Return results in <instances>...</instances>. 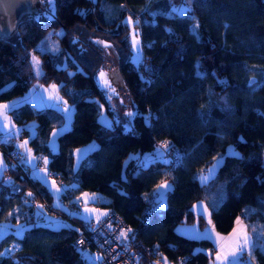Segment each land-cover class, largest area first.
I'll return each mask as SVG.
<instances>
[{
	"label": "trees",
	"instance_id": "16d2710c",
	"mask_svg": "<svg viewBox=\"0 0 264 264\" xmlns=\"http://www.w3.org/2000/svg\"><path fill=\"white\" fill-rule=\"evenodd\" d=\"M39 1L36 14L0 36V100L35 81L54 82L73 106L71 125L57 133L53 149L50 134L64 113L49 104L34 107L32 126H22L16 136H27L34 155L45 156L73 195L99 192L95 201L115 209L161 255L176 260L188 254L186 264H207L210 239L177 230L181 222L205 223L204 214L192 208L203 199L221 232L231 229L241 210L247 227L257 223L263 245L256 241L252 253L256 264H264V0H54V12ZM132 25L140 37L139 60L131 57ZM94 36L117 50L116 67L134 104L130 122L113 118L108 124L98 117L101 106L113 112L95 79L103 54ZM53 41L58 47L50 49ZM91 140L96 145L74 166V148ZM162 141L181 148L178 161L155 156L144 162V152ZM229 143L238 153H225ZM220 153L214 174L200 180L198 174ZM3 157L0 221L10 217L8 222L25 225L20 233L9 229L0 235V264H99L94 255H80L74 223L43 222L20 197L36 187L60 208L46 183L28 180ZM4 174L20 182L21 191H9ZM13 240L21 246L4 253Z\"/></svg>",
	"mask_w": 264,
	"mask_h": 264
},
{
	"label": "built area",
	"instance_id": "2783aa9c",
	"mask_svg": "<svg viewBox=\"0 0 264 264\" xmlns=\"http://www.w3.org/2000/svg\"><path fill=\"white\" fill-rule=\"evenodd\" d=\"M158 145L162 148L164 158L169 159L171 163L178 161L181 148L177 144L171 141H162ZM164 146L166 147L164 148ZM0 153L8 156L27 179L32 181L35 176L32 175L27 165L25 155L16 147L11 137H4L2 130H0ZM43 157L40 153L35 154V164L42 166ZM47 172L48 176L55 178L58 198L61 201L58 206L61 209L53 206L36 187H33L32 192L23 191L20 197L35 208L34 210L37 211L39 218H43L46 213H54L60 218L74 223L77 227V233L73 238V243L79 250L80 255H94L99 264H162L159 247L155 243L146 244L143 242L135 230L115 209L104 208L99 216L81 214L80 210L86 206L84 201L72 194L71 187L65 185L53 169L48 168ZM2 182L8 187L9 191L18 192L22 189V184L10 174H4ZM167 193L168 190H164V194L167 195ZM152 197L153 195L150 196V199ZM91 202L89 207L92 209L101 207L95 200ZM28 211L27 209L19 211L15 216L18 218ZM244 217L245 212L241 210L238 218L243 219ZM6 219L10 221L11 218L7 217ZM20 246V242L13 240L6 245L3 252L15 250ZM186 257H188V254L179 256L176 259V264H186Z\"/></svg>",
	"mask_w": 264,
	"mask_h": 264
},
{
	"label": "rangeland",
	"instance_id": "374dc122",
	"mask_svg": "<svg viewBox=\"0 0 264 264\" xmlns=\"http://www.w3.org/2000/svg\"><path fill=\"white\" fill-rule=\"evenodd\" d=\"M44 1L45 5H48L49 7H52L48 3V0H42ZM39 8L41 6V1H38ZM182 6H180L179 10H182ZM39 11V10H38ZM189 11V10H188ZM191 12V11H189ZM128 19V18H127ZM130 39H131V44H132V55L131 57L134 60H139L141 58V43H140V37L139 34L134 28V26H131L130 30ZM93 41L97 43L101 49H102V54H103V61L102 64L100 65L99 69L95 73V79L97 84L101 87L103 90L105 97L107 99L109 107H111L113 115L109 114L106 112L103 106H101V110L99 112V119L105 123L110 124L114 119L122 121V122H130V116L129 113L132 114L134 111V104L129 97L128 93L124 89L123 84L121 83L119 78H115L114 80L112 79L111 76L113 74H116V65L118 63V53L117 50L115 49V46L113 43L107 39L94 36L92 37ZM138 41L137 44H133V40ZM58 47L57 41H53V43L50 44V49H54L55 47ZM31 61L33 64V69L36 74H39L41 72V67L39 63V56L36 53H31ZM101 73L104 75L102 76ZM116 76V75H115ZM41 83H38V81H35L34 84H32L28 89H26L23 93L19 95H15L9 99L6 100H0V117L5 120L7 118L6 114H9L8 112L3 113V107L6 106L7 103L10 102V100H14L15 98H20L21 96L24 97H30L35 101L37 104H47L50 103L53 106L58 107L61 109L64 113V121L56 126L54 129H52L50 138H49V144L53 149L58 148V142H57V133L68 128L71 125V118H72V111H73V106L71 103L67 102L61 94H59L57 91L55 92V83L54 82H49L47 84H44L45 89H37L36 86H39ZM15 131V130H14ZM16 144L18 148L23 152L25 155V159L31 164V168L33 171L31 173H36L39 172L40 174H45L46 176L48 175V166L46 163V158L45 156L42 158L43 165L39 166L35 164V155L30 149V146L28 144V139L27 136H22V137H17L15 139ZM96 145L95 140H91L85 145L77 146L74 148V166L78 164L79 159L81 156L90 148L94 147ZM166 146H164L165 148ZM225 153H238V150L233 146V144L229 143L226 145L225 148ZM224 153H220L216 155L213 160L208 164L207 168L203 171H201L198 174V177L200 180H206L209 176L214 174L216 171V168L218 164L222 161ZM144 162H148L151 158L155 156H162V148L160 145L156 144L154 149L151 151H145L143 154ZM6 165V161L0 153V172L2 170V167ZM30 168V167H29ZM30 168V171H31ZM39 168V169H35ZM45 178L49 186L53 189L57 187L55 185V178L50 176V178H47L45 176H42ZM60 189V188H59ZM92 194V195H91ZM82 196H83V201L86 204L85 208L91 205V201H94L97 199L99 195V192L97 191H91V190H83L82 191ZM93 196V198H92ZM76 198H81L79 195H76ZM93 199V200H92ZM163 201V200H162ZM161 201V202H162ZM192 208L194 210H200L203 211V214L205 215L206 219H210V213H209V208L208 205L205 203L203 199H197L193 202ZM84 209V208H83ZM43 222H46L51 225H58L64 220L60 218L58 215L54 213H46L44 215ZM23 222H8L7 220H2L0 221V235L8 231L9 229H13L16 233H20L24 227ZM257 226V223L254 222L252 224V227ZM181 229L187 234V235H192V236H199L200 235V229L198 225H195V223H185ZM246 231V230H245ZM256 227L253 228V232L255 233ZM247 235L249 238H257V234L255 233L253 236L250 234L249 231H246ZM233 235L229 238H232ZM230 242V241H229ZM227 242V243H229ZM10 247V246H9ZM8 247V249H9ZM250 247V243H249ZM247 248L242 255L239 256L238 258V264H243L245 261H250L251 260V253H250V248Z\"/></svg>",
	"mask_w": 264,
	"mask_h": 264
},
{
	"label": "crops",
	"instance_id": "0c3cea01",
	"mask_svg": "<svg viewBox=\"0 0 264 264\" xmlns=\"http://www.w3.org/2000/svg\"><path fill=\"white\" fill-rule=\"evenodd\" d=\"M39 83V82H38ZM37 89H45V86L43 83H41L39 86H36ZM57 91V85H55V92ZM50 103L47 104H37L35 101H33V99H31L30 97H24L21 96L20 98H15L14 100H10L9 103L6 104L7 107H3V113L6 114V112H8L9 114H6L7 118H5V120L3 121V119L0 117V130L3 131L4 133V137H11V139L14 141L16 147L18 148L15 139L17 138L16 134L18 133V130L22 127V126H32L33 121H34V116H35V112H34V107H40V106H45V105H49ZM15 130V131H14ZM12 135H15L14 137ZM31 149V147H30ZM32 150V149H31ZM28 167L31 168V164L26 160ZM4 167V166H3ZM2 167V169H3ZM29 168V169H30ZM35 169H39V168H35ZM33 171V169L31 168V172ZM33 176L39 178L41 181H43L44 183H46V185L50 188L51 193H52V202L55 204L60 203L61 201H59L58 198V188H51L49 186V184L47 183V181L45 180V178H43L42 176L47 177L45 174H40L39 172L36 173H32ZM47 178H50V176H48ZM92 195V194H91ZM81 197V200H83V196H82V192L79 195ZM93 198V196H92ZM84 208V209H83ZM194 210V209H193ZM104 211L103 207H100L98 209H92L91 207H82V209L80 210L81 214L83 215H87V216H99L100 214H102V212ZM195 212H202L200 210H194ZM205 216V215H204ZM241 221L242 222V226L246 231H249L250 234L253 236V228L255 227H247L246 224L243 222L242 219L240 218H236L234 221L233 226L231 227V229L227 232H221L219 230H217L211 221V218L208 220L205 218V223L203 225H199L197 222H191V223H195V225H198L199 229H200V235L202 237H207L210 239L211 244L213 246V251L211 252V255L208 259L207 264H218L216 257L217 254L220 252V247L222 243H227L230 241V238L233 235V232L235 229H237L238 224L237 221ZM210 221V222H209ZM187 223V222H181L177 225V230L181 233L186 234L181 227H183V225ZM197 236V235H195ZM223 237L225 238L223 241H221L219 238ZM258 241L257 238H250V253H251V260L250 261H245L243 264H256L254 258H253V253H252V249H253V245L254 243ZM260 245H263L262 241H258ZM161 260H162V264H176V260H171L169 258H167L166 256L161 255Z\"/></svg>",
	"mask_w": 264,
	"mask_h": 264
},
{
	"label": "water",
	"instance_id": "95a60500",
	"mask_svg": "<svg viewBox=\"0 0 264 264\" xmlns=\"http://www.w3.org/2000/svg\"><path fill=\"white\" fill-rule=\"evenodd\" d=\"M39 0H0V36L10 35L16 28L17 22L26 15H34L39 10ZM112 79L119 78L118 68ZM116 75V76H115ZM115 77V78H114Z\"/></svg>",
	"mask_w": 264,
	"mask_h": 264
},
{
	"label": "snow or ice",
	"instance_id": "6c2138e0",
	"mask_svg": "<svg viewBox=\"0 0 264 264\" xmlns=\"http://www.w3.org/2000/svg\"><path fill=\"white\" fill-rule=\"evenodd\" d=\"M48 3L52 5V11H55L54 0H48ZM51 18V17H49ZM138 41L133 40V44H137ZM103 76L104 74L101 73ZM7 107V106H5ZM129 115H132L129 113ZM31 195V194H29ZM210 222V221H209ZM238 227L233 232V237L230 238L229 243H222L220 247V252L217 254L216 260L218 264H238V258L243 252L249 247L250 238L247 232L242 226L241 221H237ZM221 241L225 238L220 237ZM0 255H4L0 253Z\"/></svg>",
	"mask_w": 264,
	"mask_h": 264
}]
</instances>
